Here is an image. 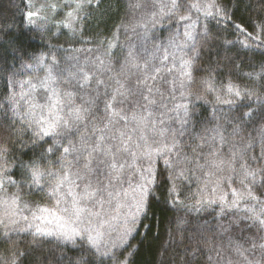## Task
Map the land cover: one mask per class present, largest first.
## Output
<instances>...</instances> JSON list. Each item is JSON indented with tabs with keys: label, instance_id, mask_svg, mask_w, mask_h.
Masks as SVG:
<instances>
[{
	"label": "snow or ice",
	"instance_id": "6c2138e0",
	"mask_svg": "<svg viewBox=\"0 0 264 264\" xmlns=\"http://www.w3.org/2000/svg\"><path fill=\"white\" fill-rule=\"evenodd\" d=\"M101 2L45 0L35 7L28 0L26 8L35 10L25 11L22 16L29 30L44 33L54 24L75 37L83 33V22L91 16L85 9L99 7ZM135 7L143 13L141 22L131 29L137 34L138 42L126 50L109 43L103 56L85 59L84 67L69 71L66 78L57 71L56 56L41 53L30 57L32 63H23L21 71L43 72V76L20 80L15 78L19 73L12 72L4 77L7 94L0 99V113L12 126L19 123L30 130L32 148L41 147L42 152L27 162L10 165L9 149L0 146V242H10L14 236L21 235L32 236L34 242L47 237L65 242L79 239L99 257L100 264L104 258L113 264H128L127 259H119L122 254L119 250L128 246V238L138 231L147 216L156 190L165 184L166 202L173 207L180 205L195 213L219 208L218 218L232 213L236 218L229 227L239 229L244 241L230 240L233 254L245 264H262L264 147L259 156L246 158L254 147L248 143L230 149L224 158L222 149L228 141L219 124L206 130L211 133L207 139L197 134L202 142L195 146L182 143V138L188 135L189 139H195L189 131L195 116L192 105L202 99L189 90L197 82L193 71H200L196 61L209 40L207 26L200 30L201 21L219 19L225 26L232 24L245 39L225 43L238 42L246 49L257 51L264 49V20L251 22L253 32H249L233 23L217 0H141ZM61 13L64 18L56 22L55 16ZM165 20L171 34L166 42L153 43L154 30L164 28ZM81 42L91 41L81 35ZM117 47L121 49L120 56H114L111 51ZM56 50L68 51L62 47ZM71 51L98 53L100 48ZM69 59L79 63L76 57ZM88 65L94 71H85ZM116 65H119L118 74H114ZM252 67L253 71L244 73L251 86L243 88L230 79L218 87L211 69L199 80L204 92L215 97L214 118L223 106L238 109L233 135L257 111L250 103H243L245 100L262 106L259 115L264 120V95L259 93V89H264V63ZM105 74L108 82L100 78ZM73 82L75 91L62 87L72 86ZM77 98L81 103H76ZM244 108L248 111H243ZM46 138L52 141L48 147H44ZM17 142L22 148L27 146L19 138ZM205 143L209 150L199 151ZM186 147L191 149V155L184 151ZM51 156L56 159H49ZM54 164L58 167H53ZM13 168L22 169L24 178L13 179ZM192 177L197 182L196 191L190 196L194 202L185 204L180 199L182 189L177 181L190 184ZM9 186L17 191L5 194ZM24 189L43 193L42 200L46 198L47 202L24 201L21 194ZM116 225L119 235L113 239ZM253 231L259 238L245 235ZM257 250L261 258H250L255 257ZM212 251L215 256L209 254ZM198 254H204L208 264H233L221 250L201 247L193 252L194 256ZM26 256L25 252L14 253L11 264H20V257Z\"/></svg>",
	"mask_w": 264,
	"mask_h": 264
},
{
	"label": "trees",
	"instance_id": "16d2710c",
	"mask_svg": "<svg viewBox=\"0 0 264 264\" xmlns=\"http://www.w3.org/2000/svg\"><path fill=\"white\" fill-rule=\"evenodd\" d=\"M27 2L28 0H0V99L7 94L4 80L6 75L17 72L19 74L15 78L20 80L27 79L29 76L35 78L37 75H44L43 72L21 71L23 63L33 62L30 57L39 56L41 53L54 54L59 61L57 71L62 72L66 78L69 71L76 72L78 68L84 67L85 59H92L96 55L103 56L108 51L109 43L119 44L126 50L129 45L138 42L137 34L131 29L141 22L143 13L135 7L141 0H102L99 7L86 8L85 11H90L91 16L88 21L83 22L85 25L83 33H77L75 37L67 29H57L54 24L50 25V30L44 33L35 29L29 30L22 16V13L31 10L26 8ZM217 2L226 9L233 23L242 25L249 32H253L251 22L264 20V0H217ZM93 3L95 4V0ZM162 23L165 27H157L153 32V43L166 42L171 34V30L167 27L169 22L165 20ZM205 25L209 40L201 52V58L196 61L200 71H193V77L197 82L189 89L194 95L202 97L201 100H195L192 105L195 116L189 125V131L195 139H189L186 135L182 138V143H190L193 146L201 143L197 134L207 139L211 133L206 130L219 124L228 141L222 149L224 158L228 157L230 149L242 148L248 143H253L254 147L246 154V158L248 155L259 156L261 148L264 147V120H261L259 115L262 106L248 100L243 101L245 104L250 103L251 107L257 111L252 118L242 123L239 133L233 135V129L237 127L234 117L239 115L238 109L223 106L214 118L215 97L213 94L204 92L199 80L209 74L206 70L211 69L218 87L227 83L229 79L242 88L251 86L252 82L244 76V73L253 71L252 65L258 68L264 63V49L253 51L242 47L238 42L225 43V41H242L245 37L237 32L232 24L225 26L223 20H203L200 30H203ZM81 35L84 40L91 42L82 43ZM248 43L253 42L248 41ZM49 45L55 47L50 48ZM151 46L150 44L149 47ZM61 47L68 51L56 50ZM97 47L100 48L98 53L71 51V49ZM111 51L114 56L121 55L119 47ZM71 57H76L79 63L69 59ZM118 70L119 65H116L114 74H118ZM85 71L92 72L94 68L88 65ZM100 78L108 82L107 74ZM92 85L95 86V80L92 81ZM62 87L70 91L76 90L74 82L72 86L62 85ZM259 93L264 95V89H259ZM76 103H81L79 98ZM100 107L102 108L103 105L101 104ZM243 111L248 109L244 108ZM18 138L27 146L22 148L17 142ZM46 140L44 147L52 143L51 139L46 138ZM0 146L9 149L7 159L10 165L18 164L20 161L27 162L42 152L41 147L32 148V132L19 123L12 126L11 121L5 118L3 113H0ZM208 150L207 143L203 149H199L204 152ZM184 151L191 155L190 148L186 147ZM56 155L58 156L59 153ZM49 159L54 161L56 156H51ZM257 166L253 165V167ZM53 167L58 165L54 164ZM11 175L17 181L24 178L20 168H13ZM177 183L182 189L180 199L185 204L193 203L194 199L190 196L197 188L195 177H192L190 184L180 180ZM234 186L240 187L239 184ZM16 191L15 187L9 186L7 194ZM21 194L24 201L47 202L46 198L42 200L43 193H30L24 189ZM257 194L259 195L260 192ZM167 199L166 185L162 184L156 190V198L151 200L148 214L138 231L129 238L128 246L119 250L122 253L119 255L120 260L127 259L128 264H208L204 254L193 255L197 248L202 247L206 250H221V254L226 258L230 257L233 264H245L242 259L233 254L229 247L230 240L244 243L240 238L239 229L229 227L232 220L236 218L232 213L224 218H218L216 213L219 208L200 213L190 212L180 205L173 207L166 202ZM248 203L251 204V202ZM221 225L223 227H219ZM245 235H256L259 238L254 231ZM245 247L248 245L245 244ZM20 252L27 253L26 258L20 257V264H92V262L100 264L99 257L79 239L75 242H65L55 237H47L37 238L34 242L30 235L14 236L10 242H0V264H11L12 255ZM209 254L215 256L214 251ZM250 258L260 259V251L257 250L255 257ZM103 264H113V262L104 258Z\"/></svg>",
	"mask_w": 264,
	"mask_h": 264
},
{
	"label": "rangeland",
	"instance_id": "374dc122",
	"mask_svg": "<svg viewBox=\"0 0 264 264\" xmlns=\"http://www.w3.org/2000/svg\"><path fill=\"white\" fill-rule=\"evenodd\" d=\"M45 2V0H31V3H33L34 5H35V7H39L42 3H44ZM60 2L62 3L63 2V0H60ZM31 10H35V8H32ZM68 10V9H67ZM66 10V11H67ZM42 14H44V13H42ZM49 15H51V13H48ZM64 17H63V13H61V14H59V15H57V16H55V21L56 22H58V21H60L61 19H63ZM203 24V20L201 21V24H200V29H201V25ZM41 102L43 103V100H41ZM5 194H7V193H5ZM116 228H117V230L116 231H113L112 232V238L113 239H115V238H117V236L119 235V225H116ZM106 239H107V237H106ZM129 239V238H128Z\"/></svg>",
	"mask_w": 264,
	"mask_h": 264
}]
</instances>
